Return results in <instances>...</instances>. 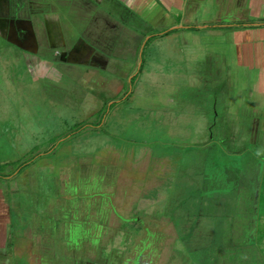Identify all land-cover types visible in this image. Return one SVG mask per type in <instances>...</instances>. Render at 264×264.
<instances>
[{
	"label": "rangeland",
	"instance_id": "rangeland-1",
	"mask_svg": "<svg viewBox=\"0 0 264 264\" xmlns=\"http://www.w3.org/2000/svg\"><path fill=\"white\" fill-rule=\"evenodd\" d=\"M35 14L30 20L38 18ZM95 14L92 32L100 31L97 23L108 19L102 10ZM143 26L135 44H140L138 59L144 62L133 81L106 67L91 72L104 82L90 79L88 86L76 73L85 70L66 60L69 51L59 49L54 59L55 48L45 52L46 41L26 58L34 68L39 63L49 74H60V80H43L48 77L44 73L31 83L22 62L0 68V175L13 174L0 178L1 202L9 201L15 226L24 221L31 231V225L40 230V217L53 219L59 231L48 241L58 256L34 252L48 260L45 264H139L155 251L159 264H220L223 255L233 264H264V147L251 145L244 136L241 126L248 115L231 114V124L220 129L218 123L209 130L215 112L209 102L204 105L206 99L196 101L198 80L185 87L176 84L169 97L167 81L149 76L160 66L167 69V47L149 35L144 38L141 33L148 29ZM37 30L34 26L36 39ZM110 32L108 40H88L106 57L119 36H125V31ZM217 53L228 56L222 47ZM196 165L194 174L190 171ZM188 174L199 186L184 182ZM54 188L56 201L49 203L46 214H37ZM221 230L232 248L219 252L210 245L222 239ZM151 236H156L153 251L144 249V239ZM235 240H240L238 245ZM7 243V237L1 238L0 249ZM135 252L138 257L133 259Z\"/></svg>",
	"mask_w": 264,
	"mask_h": 264
},
{
	"label": "crops",
	"instance_id": "crops-1",
	"mask_svg": "<svg viewBox=\"0 0 264 264\" xmlns=\"http://www.w3.org/2000/svg\"><path fill=\"white\" fill-rule=\"evenodd\" d=\"M52 3L53 5H49L47 0H0V68L11 64V61L22 62L28 66L26 76L31 83L35 82L37 76H44V73L48 77H42L43 80L59 79L60 74H49V70L41 68L39 63L34 68L26 58H31L28 53L37 50L39 43L44 44L46 41V45H43L45 52H48V47L55 48L53 58L60 53L59 49L69 51L66 60H74L72 66L79 65L85 70L84 73H76L81 82L85 81L88 86L91 85L90 79L104 82L91 72L98 69L107 71L106 67L133 81L144 62L140 57L141 52L138 59L140 44L137 47L135 44L138 27L144 25L148 32L141 33L143 37L149 35V40L153 37L167 47V69L160 66L149 76L167 81L168 96L171 97L175 92L176 84L183 82L185 87L198 80L200 86L196 89L201 93H195L196 101L206 99L204 105L209 102L207 105L215 112L213 120L209 121V130L215 129L218 123H222L220 129H223V124H231V114V118L237 117V114L248 115V120L243 121L241 126L243 134L249 137L251 145L259 143L264 147V0H53ZM100 10L106 13L108 19L97 23V28L101 27L100 31L92 32V24L97 22L95 13ZM40 11L42 15L35 14ZM34 14L38 18L30 20ZM44 22L46 28L42 26ZM34 26L38 28L35 32L37 39L34 36ZM112 30L118 33L125 31V36H119L116 46L106 53L109 57L103 52L100 55L92 44L89 45L88 40L96 42V36L108 40V33H112ZM77 34L81 36L78 38ZM104 39L100 38L99 41L103 43ZM221 47L228 55L227 58L217 53ZM113 54L120 57H113ZM133 60H137L135 63L139 64L137 72L133 71ZM196 62L199 63L197 67ZM77 69L80 70L76 68L75 71ZM193 76L195 79H191ZM111 84H114L113 81ZM163 104L165 108L166 105ZM237 140L235 137L234 141ZM228 143V146L234 147L233 143ZM11 175L12 171L10 174H1L0 178L8 179ZM1 191L4 192V189L0 186V213L3 216L0 217V239L7 237L8 243L6 249H0V264H20L17 262L18 258L26 264H45L48 260L44 262V259L35 257L34 252L38 249L39 255L48 251L58 256L54 249L50 250L52 243L50 245L48 241L50 235L59 231L53 224V219L49 216L40 217L37 224L40 230H35V226L31 225V231L23 225L24 221L20 226H15L11 205L9 201L1 202ZM54 194H58V189L56 193L55 188L52 193L48 191L41 202L44 208L37 214L48 212L49 203L52 205L58 197ZM13 226L15 227L12 229Z\"/></svg>",
	"mask_w": 264,
	"mask_h": 264
},
{
	"label": "trees",
	"instance_id": "trees-1",
	"mask_svg": "<svg viewBox=\"0 0 264 264\" xmlns=\"http://www.w3.org/2000/svg\"><path fill=\"white\" fill-rule=\"evenodd\" d=\"M78 130V129H77ZM224 145H226V144H224ZM244 147V146H243ZM230 150H234L233 152H235L236 151V148L235 147H233V146H231V148H230ZM26 162H23V163H21L20 164V166L22 165V164H25ZM197 169H199V167H197V165L195 166V167H192V169H191V171L190 172H193L194 171V174H195V171H197ZM200 170H202V169H200ZM196 177H204V175H201V176H196ZM184 178H187V179H189V180H187V181H185L184 180V182H186L190 187L192 186H199V184H196V182L195 181H193L192 183H191V181L193 180V179H195L194 177H191V176H189V174H188V176H186V177H184ZM195 182V183H194ZM186 185V184H185ZM74 208H77V207H74ZM72 210V209H71ZM74 212V211H73ZM72 212V213H73ZM75 215H77L76 213H74ZM74 215V216H75ZM76 220H81V218L82 217H80V218H78L77 216H76ZM86 219V218H85ZM110 219V218H109ZM109 219H108V221H106L107 222V224H109L110 226L112 225V223L109 221ZM87 221V220H86ZM96 222V221H95ZM92 224H94V222L92 223ZM99 225H103L104 226V223L103 224H99ZM212 227V228H211ZM210 228V229H209ZM213 228H215L214 226H213V223H210V224H208V229L209 230H212ZM222 231V230H221ZM220 231V232H221ZM212 232V231H211ZM160 232H158L157 234H159ZM153 234H155V233H153ZM135 234H133V236H134ZM226 235V233L224 232V231H222L221 232V238L222 239H220L217 243H216V245H213V240H212V242H211V247H215V248H219V252L223 249L224 251H225V249H226V247H228L229 245L228 244H230V239H226V237H227V235ZM151 237H152V239H151ZM150 238L149 237H147V238H145L144 240L145 241H148V242H146V243H144V249L145 248H149L150 247V251H153L152 249V246H153V244H154V241H155V237L154 236H151ZM239 241L240 240H235L233 243H236V245H238L239 244ZM103 243V242H102ZM222 243V244H221ZM214 244H215V242H214ZM221 244V245H220ZM228 248H232V246L230 245V247H228ZM230 251V250H229ZM154 253H156V254H151L150 256L151 257H146V260L145 261H140L139 262V264H145L144 262H146V261H149L148 262V264H159V261H160V259H159V257H160V253L159 252H154ZM137 253L135 252V254H133L132 255V258L133 259H136L138 256H134V255H136ZM211 256V255H210ZM208 257V256H207ZM209 260V258L207 259V261ZM219 262H220V264H233L232 262H231V260L229 259V260H227V261H224L225 260V257H224V255L223 256H219ZM253 261H255V259L253 260ZM131 262H133V260H131Z\"/></svg>",
	"mask_w": 264,
	"mask_h": 264
},
{
	"label": "flooded vegetation",
	"instance_id": "flooded-vegetation-1",
	"mask_svg": "<svg viewBox=\"0 0 264 264\" xmlns=\"http://www.w3.org/2000/svg\"><path fill=\"white\" fill-rule=\"evenodd\" d=\"M149 261L144 262L145 264H148Z\"/></svg>",
	"mask_w": 264,
	"mask_h": 264
}]
</instances>
